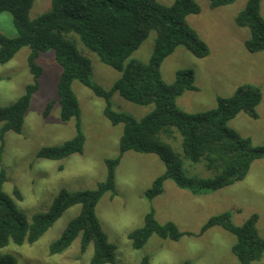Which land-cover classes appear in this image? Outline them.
I'll return each instance as SVG.
<instances>
[{
  "label": "trees",
  "instance_id": "1",
  "mask_svg": "<svg viewBox=\"0 0 264 264\" xmlns=\"http://www.w3.org/2000/svg\"><path fill=\"white\" fill-rule=\"evenodd\" d=\"M38 0H0V15L8 13L16 30L15 38L0 34V64L9 62L22 48L29 49L27 67L33 76L24 94L9 106L0 107V249L10 243L20 246L33 244L69 208L79 205V215L71 220L60 237L49 246V254L57 255L67 250L80 237V253L93 245L90 264H113L115 247L107 240L95 208L105 193L115 195L114 170L124 153L154 154L165 166L145 192L149 201L162 193L163 184L171 180L179 189L194 196L213 192L242 181L251 164L264 159V145L254 147L248 139L240 137L227 127L237 114L244 112L257 118L256 107L261 94L254 86H240L229 98H217L215 109L188 114L177 107L176 99L185 92L197 91L192 70L176 72L173 84L163 82L160 74L162 62L176 48L183 47L197 59L209 55L207 45L187 24L189 16L198 15L200 8L194 0H173L165 6L156 0H51L48 12L30 20L29 12ZM236 0H209L210 8L228 6ZM261 0H247L244 9L236 16L235 24L249 30L250 37L244 46L249 53L264 51V20L260 14ZM155 32L153 53L147 63L130 59L131 55ZM69 37V39H68ZM74 37L99 61L121 74L109 90L94 84L91 79V62L82 55ZM51 51L60 67L57 83V102H49L44 111L47 117L56 103L59 119L63 123L75 119V136L60 146L42 148L37 159L60 161L83 151L84 136L80 126L78 99L72 91L73 81L90 89L105 102L104 117L113 126L121 124L123 132L119 153L105 162L107 178L94 190L68 192L61 190L46 212L35 214L29 222L17 208L14 200L3 191L6 172L2 167L4 138L7 133L20 134L32 95L38 90L42 69L36 64L40 54ZM118 94L124 100L139 106H153L147 116L136 120L126 113L112 109L111 98ZM181 137L182 155L163 140ZM204 163L214 173L210 179L190 178L183 174L182 160ZM13 196L21 200L18 189ZM257 216L243 225L231 224L230 214L210 218L200 229L199 235L220 227L231 233L236 242L231 253L237 264H250L261 260L264 239L256 228ZM185 235L175 224H160L151 210L144 219V226L127 235L134 250L143 248L152 236L162 240L178 241ZM144 257L143 264H148ZM0 264H17L13 255L0 254Z\"/></svg>",
  "mask_w": 264,
  "mask_h": 264
},
{
  "label": "rangeland",
  "instance_id": "2",
  "mask_svg": "<svg viewBox=\"0 0 264 264\" xmlns=\"http://www.w3.org/2000/svg\"><path fill=\"white\" fill-rule=\"evenodd\" d=\"M170 6L173 0H156ZM198 15L189 16L187 24L207 45L209 55L197 59L183 47H178L165 58L160 66L163 82L173 84L175 74L181 70H192L197 91L185 92L176 99L177 107L188 114L203 113L217 106V98H229L240 86L259 89L261 101L256 107L257 118L244 112L227 123V127L240 137L248 139L252 146L264 145V51L249 53L244 43L250 33L235 24L236 16L244 9L247 0H236L228 6L210 8L209 0H194ZM51 0L36 1L30 12L35 20L50 9ZM260 14L264 20V0L260 3ZM0 34L15 38L16 30L8 13L0 15ZM156 34L149 37L131 55L130 59L147 63L153 53ZM69 39V37H68ZM78 51L91 62V81L104 90H109L121 74L102 64L98 57L86 49L74 37ZM28 48H22L9 62L0 64V107L9 106L21 97L33 76L27 67ZM36 64L42 69L38 78L39 88L32 95L25 114L20 134L7 133L4 138L2 167L6 172L3 191L16 203L17 208L31 222L38 213L46 212L52 200L61 190L68 192L94 190L107 178V160L119 153V141L123 132L121 124L113 126L104 117L105 102L78 81L71 88L78 99L80 126L84 136L81 154H72L60 161L37 159V153L45 147L60 146L75 134V119L63 123L59 119L60 107L56 103L50 114L44 111L49 102H57V83L60 67L54 53L40 54ZM112 109L129 114L140 120L152 112L153 106H139L114 94ZM174 151L182 155L181 137L163 140ZM165 171V166L154 154L132 151L121 157L114 170L115 195L105 193L98 201L95 212L107 240L115 247L113 264H237L231 253L236 238L220 227H214L199 235L200 229L213 217L230 214L233 226L243 225L252 216H257L256 228L264 239V159L255 160L247 176L232 186L194 196L179 189L171 180L163 184L162 193L151 201L145 192L152 182ZM183 174L190 178L210 179L214 173L204 163L182 160ZM18 189L22 199L13 196ZM81 207L66 210L51 228L35 243L20 246L10 243L0 249V254L13 255L17 264H90L93 245L89 244L80 253V237L61 254L50 255L49 246L57 240L67 224L76 218ZM154 211L160 224L173 223L185 235L178 241L162 240L152 236L140 250H134L127 235L144 226L145 216ZM250 264H264L261 260Z\"/></svg>",
  "mask_w": 264,
  "mask_h": 264
}]
</instances>
